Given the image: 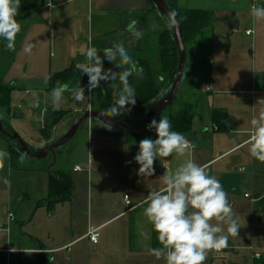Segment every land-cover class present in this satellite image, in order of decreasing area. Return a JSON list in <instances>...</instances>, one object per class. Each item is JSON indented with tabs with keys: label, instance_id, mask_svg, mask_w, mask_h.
<instances>
[{
	"label": "crops",
	"instance_id": "crops-1",
	"mask_svg": "<svg viewBox=\"0 0 264 264\" xmlns=\"http://www.w3.org/2000/svg\"><path fill=\"white\" fill-rule=\"evenodd\" d=\"M47 3L21 0L16 50L0 79V84L13 83V92L19 93L15 109L26 102L34 111H48L52 119L63 110L62 105L53 106L45 77L83 63L89 40L101 51L122 43L136 62L137 71L128 77L132 87L150 76L160 93H167L173 76L161 71L158 50L168 28L150 0H58L53 8ZM254 3L264 5L254 0L174 1L179 9L211 14L210 24L186 44L178 103L180 108L187 102L197 105L191 129L182 134L194 145L190 158L208 165L209 173L220 180L241 225L238 236H229L228 247L210 251L205 264H264V163L250 157L245 143L252 116L264 108V21L250 15ZM131 20L138 22L141 39L125 31ZM250 29L254 32L247 35ZM5 43L0 39V54ZM27 44L33 45L31 54L23 51ZM104 68L122 71L107 60ZM203 85L212 90L203 92ZM117 86L118 81L111 86L101 81L96 89ZM133 109L138 112L127 123L140 124L150 108L147 104ZM215 111L221 114L215 117ZM85 127L86 153L71 170L5 159L0 169V264H164L147 254L160 245L143 214L144 200L150 190L162 186L158 178L165 167L175 170L189 157L158 158L154 175L141 177L133 158L140 140L156 139L154 129L129 135L96 122ZM48 138L43 148L51 143ZM59 172L70 178L71 189L66 199L50 200L51 175ZM91 228L100 231L97 244L88 237Z\"/></svg>",
	"mask_w": 264,
	"mask_h": 264
},
{
	"label": "clouds",
	"instance_id": "clouds-1",
	"mask_svg": "<svg viewBox=\"0 0 264 264\" xmlns=\"http://www.w3.org/2000/svg\"><path fill=\"white\" fill-rule=\"evenodd\" d=\"M21 0H0V39L5 41V50L14 52L17 34L21 31V23L17 20ZM47 6L53 7L52 3ZM254 21H264V5L255 3L250 9ZM177 11L169 10L161 14L169 30L179 26ZM137 21L131 20L125 27L133 39H141L143 32L137 27ZM254 29L249 30L252 35ZM33 45H25L23 51L31 54ZM103 52V57L100 53ZM85 61L77 64L78 70L88 77L87 90L90 94L100 87L101 81H118L113 89L114 103L104 112L103 117H117L131 111L136 104L135 89L129 83L128 77L136 70V62L128 54L122 43H112L111 46L98 50L88 42L84 51ZM107 60L122 71L105 69ZM131 66L125 68V66ZM139 74V73H137ZM50 77H45L47 85ZM71 92L77 102H85V87L81 85L69 88L67 83L57 81L51 90L50 99L54 107H59L64 99V93ZM35 95V93H33ZM152 103V102H149ZM91 106H89L90 108ZM250 136L245 142L251 158L264 163V108L252 116L250 120ZM101 126L111 130V124L102 121ZM149 130H155L156 139L144 138L139 141V150L134 156L139 165L138 175L151 177L155 173L154 164L159 158L188 156L175 170L167 169L158 179L162 185L158 190L152 189L144 200L143 214L157 233L160 247L147 250V254L164 264H205L210 251H220L228 247L229 236L239 235L241 225L239 218L229 202L228 194L220 180L209 173L208 165L196 163L190 154L194 145L180 132L172 129L168 118L162 117L157 121L151 120L147 125ZM127 151V146H125ZM26 154H21L19 162H24ZM10 158L5 150H0V169L4 161ZM130 163V162H126ZM11 217V214H10ZM141 235L146 233L141 232ZM95 239V237H93Z\"/></svg>",
	"mask_w": 264,
	"mask_h": 264
},
{
	"label": "trees",
	"instance_id": "trees-1",
	"mask_svg": "<svg viewBox=\"0 0 264 264\" xmlns=\"http://www.w3.org/2000/svg\"><path fill=\"white\" fill-rule=\"evenodd\" d=\"M150 1L153 3L152 0ZM174 1L175 0H170L169 2L167 1V3L171 10L174 9L178 13L177 19L180 21L179 25L182 29L185 44H187L194 41L198 34L210 24L211 14L203 11L179 9L175 6ZM158 55L162 65L161 71L163 73H169L174 77V74L178 70L179 52L172 33L168 29H165L160 36ZM57 81L61 84L67 83L68 85L74 82L85 87V90H87L88 77L86 74H82L77 67H70L52 75L48 82V92L51 93ZM13 90V87L9 85L0 84V109L10 110ZM92 93L93 95L96 94L100 107L104 111L114 103L113 88L94 89ZM135 94L136 104L134 106H129L131 108L149 104V102H152L159 96L160 89L156 86L151 77L148 76V78L138 81L135 85ZM196 105V101L184 103L179 111L170 115L169 120L174 131L185 133L191 129ZM66 113V111L60 110L53 114V122L50 125L47 124L43 130L46 136L49 131L48 127L50 129L52 126L56 125ZM220 114L219 111H215L214 113L215 117ZM5 140L7 141L10 158L16 161L22 153L14 147L12 141L0 133V144ZM70 189L71 181L67 174L59 172L51 175L50 200L66 199Z\"/></svg>",
	"mask_w": 264,
	"mask_h": 264
},
{
	"label": "rangeland",
	"instance_id": "rangeland-1",
	"mask_svg": "<svg viewBox=\"0 0 264 264\" xmlns=\"http://www.w3.org/2000/svg\"><path fill=\"white\" fill-rule=\"evenodd\" d=\"M155 42H159L158 37L155 35L153 38ZM12 53L4 49L1 50L0 54V79L4 77L6 74V71L9 67V64L12 60ZM169 74V73H168ZM109 83V82H107ZM101 85V84H100ZM182 85V84H181ZM184 85V84H183ZM183 85L179 89V93L177 96V100L169 106L163 114L158 117L159 119L162 117H168L169 114H174L177 111L180 110L179 105V97L181 96V93L183 91ZM79 86L76 83H70L69 88H75ZM85 95L88 97L85 102H77L71 92H65L64 93V99L61 101V104L63 106V110L66 111L68 114L71 112V110L79 109V113H84L86 111H100L104 112V110L101 109L100 103L97 99L96 94L92 95L89 94L88 91L85 90ZM19 97V93L12 92V99H11V107L10 110L0 109V117L4 126V129L6 132L10 134H18L22 140L28 145L30 151L35 154L36 152H39L43 150L42 147L44 144H46V138L51 140L50 144L57 142L60 140L69 130V123L71 119L78 113H69L66 117H62V119L54 126H52L50 129L48 127V135H45V132L43 131L46 127V125H50L51 122H53L51 116H49L48 111L42 112V108L39 111H34L31 108L28 107L27 103H21L22 108L21 109H15L13 107L14 103H17ZM43 98V97H42ZM89 105L91 106V109H89ZM93 109V110H92ZM132 113L128 115H120L117 116L120 120L124 122H130L133 120L132 116L137 114L138 110L134 111L133 108H131ZM159 119L157 121H159ZM134 121V120H133ZM96 123H99L96 121ZM130 124V123H127ZM86 123L79 129L77 135L72 138L70 141L65 143L63 146L56 149L55 155L50 154L48 158H44L41 160H38L36 158H30L25 156V161H33V166H39L42 168L51 167L54 171L60 170L63 165V168L70 169L74 166L75 160H79L82 158V156L86 153V145L88 141V129L85 127ZM84 127V131H83ZM14 147L17 149V142L12 141ZM48 144V145H50ZM47 145V146H48ZM7 141H3L2 144H0V150L8 149L7 147ZM46 146V147H47ZM6 147V148H4ZM65 165V166H64Z\"/></svg>",
	"mask_w": 264,
	"mask_h": 264
},
{
	"label": "water",
	"instance_id": "water-1",
	"mask_svg": "<svg viewBox=\"0 0 264 264\" xmlns=\"http://www.w3.org/2000/svg\"><path fill=\"white\" fill-rule=\"evenodd\" d=\"M155 8L157 9L158 13L161 14H167L170 9L168 3L166 0H152ZM169 30V29H168ZM172 33V36L176 42L178 52H179V64H178V70L174 74L173 81L171 85L167 89V93L163 95L162 93L159 94V96L152 101V103H149V112L145 120L140 124H127L126 122L120 120L118 117H103L100 115V111H86L84 113H78L76 114L69 123V130L63 136L60 140H58L55 143H52L45 147L43 150L36 152L33 154L28 145L22 140V138L18 134H10L6 132L4 129L1 117H0V133L3 134L7 139L10 141L17 142L18 146L17 149L22 153L26 154V157L30 158H36L38 160L48 158L50 154L55 155L56 149L63 146L65 143L70 141L72 138H74L79 129L85 124L90 122H96L102 123L104 121L105 123L111 124V129L114 131L129 134V135H141L147 132L149 129L147 128V125L151 122V120L156 119L169 107L171 106L179 92V89L181 87L184 72H185V66H186V58H187V50H186V44L183 38V33L180 25L172 30H169ZM13 86V83H10V87ZM31 101H29L30 103Z\"/></svg>",
	"mask_w": 264,
	"mask_h": 264
},
{
	"label": "built area",
	"instance_id": "built-area-1",
	"mask_svg": "<svg viewBox=\"0 0 264 264\" xmlns=\"http://www.w3.org/2000/svg\"><path fill=\"white\" fill-rule=\"evenodd\" d=\"M57 1H58V0H48V3L50 2V3H52V4L55 6L56 3H57ZM254 1H255V2H260V1H264V0H254ZM54 6H53V7H54ZM47 7H48V6H47ZM53 7H50V8H53ZM48 8H49V7H48ZM248 33H249V31H247V35H249ZM211 90H212V88L209 87V86H207V85H203V86H202V91L205 92V93H208V92H210ZM89 106H90V105H89ZM89 109H91V107H90ZM216 130H217V129H216ZM246 198H247V199H250L252 202H255V200H254L253 198H251L250 195H246ZM124 199H125L127 205H130V204H131L130 197H129L128 195H126V196L124 197ZM9 219H10V220H13V219H14L13 214H11V217H10V215H9ZM88 237H89L90 241H91L93 244H97V243L99 242V240H100V231H99V229L91 228V229L89 230V232H88ZM93 237H95V239H93Z\"/></svg>",
	"mask_w": 264,
	"mask_h": 264
}]
</instances>
